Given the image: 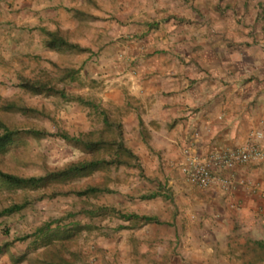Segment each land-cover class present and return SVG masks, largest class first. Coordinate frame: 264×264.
<instances>
[{
  "label": "rangeland",
  "instance_id": "obj_1",
  "mask_svg": "<svg viewBox=\"0 0 264 264\" xmlns=\"http://www.w3.org/2000/svg\"><path fill=\"white\" fill-rule=\"evenodd\" d=\"M58 1L59 13L44 8V27L0 26V134L1 125L20 132L0 149V169L39 177L91 159L110 161L118 135L134 157L36 188L0 181V211L25 204L0 215V264H120V240L113 246V239L140 222L126 224L121 215L145 210L147 200L140 196L154 192L168 210L176 196L170 181L180 171L171 157L177 149L160 124H150L156 133L145 129L143 81L163 66L173 77L185 70L187 87L201 88L207 84L201 73L221 68V76L210 78L218 92L232 98L234 110L262 116L264 0ZM43 29L83 50L45 47ZM235 71L242 72L238 80ZM29 84L63 90L67 99ZM76 97L94 105L68 100ZM60 134L100 143L99 149ZM88 187L100 191L76 194ZM256 241L264 238L248 239L231 252L236 264H264V248Z\"/></svg>",
  "mask_w": 264,
  "mask_h": 264
},
{
  "label": "crops",
  "instance_id": "obj_2",
  "mask_svg": "<svg viewBox=\"0 0 264 264\" xmlns=\"http://www.w3.org/2000/svg\"><path fill=\"white\" fill-rule=\"evenodd\" d=\"M58 3V0H0V26L44 27L41 23L44 8L57 7ZM205 70L201 74L207 77V84L201 88L187 87L185 70L180 69L181 75L173 77L172 69L163 66L155 71L152 82L143 81L141 97L145 102L143 120L147 133H156L150 124H160L159 130L167 143L183 145L191 129H197L196 143L204 153L241 145L260 129L264 148V114L257 117L250 110H234L232 98L218 92L221 88L210 82L212 76L221 74V68ZM241 74L233 72V80L240 79L237 75ZM194 75L198 74L191 76ZM259 102L264 110L263 96ZM147 105L152 108L150 111ZM164 125L167 128L163 129ZM171 157L176 166L179 151L172 152ZM174 172L176 178L170 185L176 196L169 209H161V193L154 192L155 196L146 199L145 210L131 213L155 220L123 228L113 239V246L120 240V264H236L231 252L236 253L248 239L264 238V160L238 167L235 177L244 178L246 183L235 182L226 190L218 185L199 188L187 182L178 169Z\"/></svg>",
  "mask_w": 264,
  "mask_h": 264
},
{
  "label": "trees",
  "instance_id": "obj_3",
  "mask_svg": "<svg viewBox=\"0 0 264 264\" xmlns=\"http://www.w3.org/2000/svg\"><path fill=\"white\" fill-rule=\"evenodd\" d=\"M42 32L46 36V39L44 41V46L47 48H63V47H65V48H69V49H77L80 51L83 50V48H81L79 45L71 43V42L67 41L66 39H64L63 37H61L56 31H48V30L43 29ZM27 87L29 89H33L36 91H40V90L52 91L54 93H58L62 98L67 99V96L63 90H55L54 88H47L46 86L37 87V86L31 85V84H29V86H27ZM71 99L80 101L83 104H89L92 106L94 105L92 102L85 101L81 97L69 98L68 100H71ZM103 123L105 125L111 124L109 122V120L107 119L106 115L103 116ZM1 127H3V132L0 134V149H3L8 144H10L11 141L13 140V138L16 135H18L20 132L18 130L9 129L8 127H6L4 125H1ZM26 133L33 134V135H39L42 133V131H40V130H28V131H26ZM60 135L66 141L72 142L74 144L82 145L87 149H90V150H98L99 149L98 145L100 143L93 142V141H86L80 137L69 136L67 134H60ZM119 136L120 135H118V138H116L115 140L112 141V143L114 144V149L112 150V152L110 154V157H111L110 161H106L105 159H91L89 161H83V162L71 164L64 169L54 171V172H48L45 175H42L39 177H35V176L20 177V176L11 174V173L4 172L0 169V181L7 183L9 185L15 186V187H19V188H36V187L44 185L50 181L63 180V179L70 178V177H73V176L78 175V174L88 173V172L94 171L97 168L102 167L105 164H109V163H113V162H115L117 164L127 163V161L124 160L123 156L134 157V154L132 153L130 148L126 147L123 144L122 139H120ZM99 191L100 190L97 187H88L84 190L77 191L76 194L87 195V194H94V193H97ZM155 195H156L155 193L145 194V195H141L140 198L141 199H147V198H151ZM24 206H25V204H15V205L9 206V207L1 210L0 215L18 211V210L22 209ZM121 218H123L124 220L137 219L143 223L155 220V218L151 217V216L137 215V214H133V213L123 214V215H121ZM255 244L264 248L263 241H256Z\"/></svg>",
  "mask_w": 264,
  "mask_h": 264
},
{
  "label": "built area",
  "instance_id": "obj_4",
  "mask_svg": "<svg viewBox=\"0 0 264 264\" xmlns=\"http://www.w3.org/2000/svg\"><path fill=\"white\" fill-rule=\"evenodd\" d=\"M199 132L191 129L188 141L179 145L172 142V147L180 153L177 165L190 184L199 188L218 185L226 190L235 182L245 184L244 178L235 177L238 167L246 166L254 160H264V149L261 145V134L254 132L241 145L200 152L197 139Z\"/></svg>",
  "mask_w": 264,
  "mask_h": 264
}]
</instances>
